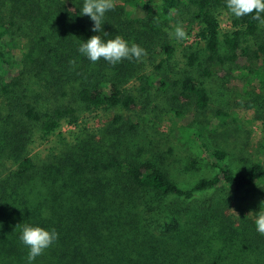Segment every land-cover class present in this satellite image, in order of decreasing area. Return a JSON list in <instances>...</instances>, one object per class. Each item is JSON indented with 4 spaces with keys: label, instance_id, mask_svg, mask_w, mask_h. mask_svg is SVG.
Returning a JSON list of instances; mask_svg holds the SVG:
<instances>
[{
    "label": "trees",
    "instance_id": "obj_1",
    "mask_svg": "<svg viewBox=\"0 0 264 264\" xmlns=\"http://www.w3.org/2000/svg\"><path fill=\"white\" fill-rule=\"evenodd\" d=\"M83 2L0 0V264H27L24 224L59 233L33 264H264L254 223L264 159L234 164L208 139L231 123L217 87L231 83L238 64L264 94V26L234 17L226 0H131L145 15L116 4L105 37L80 15ZM171 22L196 40L175 44ZM92 35H120L147 56L93 64L78 51ZM252 105L264 124V96ZM94 112L106 121L61 138L64 123L79 127ZM160 113L193 116L212 176L179 186L144 122ZM213 120L220 127L210 128ZM52 137L56 146L34 154ZM211 190L224 192L193 203Z\"/></svg>",
    "mask_w": 264,
    "mask_h": 264
},
{
    "label": "rangeland",
    "instance_id": "obj_2",
    "mask_svg": "<svg viewBox=\"0 0 264 264\" xmlns=\"http://www.w3.org/2000/svg\"><path fill=\"white\" fill-rule=\"evenodd\" d=\"M131 0H115L116 4L126 6L127 10L131 11L133 17H143L144 11L141 9H133ZM220 27L223 32L231 29V23L227 13H222L219 16ZM173 30L175 23L171 22ZM185 31L189 30L183 25ZM173 38L175 37L172 35ZM190 39L177 40L175 44L184 42L190 44L196 40L195 32L188 34ZM242 63L237 67H241L234 72L231 83L223 89L218 85V89L222 94L218 97L216 105L219 107L225 106V110L230 113L229 121L231 122L227 128L220 129L222 133L219 136H214L213 139L208 138L212 144L218 143L226 150H229L234 160V164H238L240 158H248L251 160L264 159V148L261 147L264 142V124L262 121L255 118L256 105H252V99L259 96H264L263 92L258 88L259 80L246 72L242 67ZM144 119V118H143ZM106 121V115L102 112H94L88 115V120L82 122L79 127H73L64 123L62 126V136L66 141L71 142L74 136L77 135L79 128L98 127ZM144 122L149 124L150 132L152 133L153 141L162 150L164 164L169 169L175 181L184 189L191 188L195 182L202 177H210L215 172L211 168V161L208 152L203 147L200 139L195 136L193 116L190 114L182 118H177L173 114H157L156 117L146 116ZM85 125V126H84ZM220 125V124H219ZM216 120H213L210 128L215 129L220 127ZM228 134V136H227ZM206 137L210 135L206 134ZM222 135V136H221ZM52 142L47 144L37 143L34 147V154H45L48 149L56 146L58 137H52ZM54 141V142H53ZM52 147V148H53ZM251 157V158H250ZM241 163V162H239ZM221 190H211L204 194L197 195L193 203L197 201L201 204L204 202L219 197ZM233 193V190L232 192ZM198 205V204H197Z\"/></svg>",
    "mask_w": 264,
    "mask_h": 264
},
{
    "label": "clouds",
    "instance_id": "obj_3",
    "mask_svg": "<svg viewBox=\"0 0 264 264\" xmlns=\"http://www.w3.org/2000/svg\"><path fill=\"white\" fill-rule=\"evenodd\" d=\"M226 5L234 17L242 18L251 15L261 26H264V0H226ZM115 7V0H84L80 15L88 16L91 19L93 32H101L106 37L108 34L102 29L105 22L104 17L107 12L114 10ZM174 12L175 9L170 10V15ZM172 35L177 40L190 39L180 24L175 27ZM78 51L93 64L103 59L112 66L125 59H135L139 62L147 56L146 49L136 43L129 45V42L120 35L106 41L102 39L101 35H92L86 42L80 44ZM251 214L250 212L248 215ZM254 223L256 231L264 236V201H261L259 212L255 213ZM58 239L59 233L55 228L49 230L41 226L24 224L19 240L28 249L27 264H33V261L43 255Z\"/></svg>",
    "mask_w": 264,
    "mask_h": 264
}]
</instances>
